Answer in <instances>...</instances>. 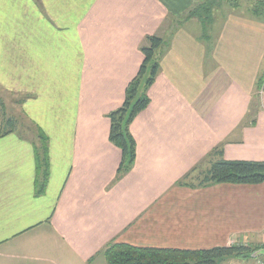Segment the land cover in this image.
<instances>
[{"label": "crops", "instance_id": "0c3cea01", "mask_svg": "<svg viewBox=\"0 0 264 264\" xmlns=\"http://www.w3.org/2000/svg\"><path fill=\"white\" fill-rule=\"evenodd\" d=\"M200 1L0 0V84L27 96L50 157L38 194L39 138L0 137V264H106L114 242L264 246V182L191 186L211 160L264 161V17L165 27ZM155 34L167 43L130 124L134 165L118 178L108 115ZM232 260L217 264L260 262Z\"/></svg>", "mask_w": 264, "mask_h": 264}, {"label": "trees", "instance_id": "16d2710c", "mask_svg": "<svg viewBox=\"0 0 264 264\" xmlns=\"http://www.w3.org/2000/svg\"><path fill=\"white\" fill-rule=\"evenodd\" d=\"M221 5L222 3H217L216 0H202L192 6L185 15L178 19L177 23L181 24L183 21L196 18L206 31L215 19L214 10H219ZM166 43L165 38L156 34L146 37V43L141 48L144 56L143 61L137 74L126 87L124 101L108 115L110 119L109 139L122 152L117 173L118 178L130 171L134 165L136 141L130 132V124L150 104L147 91L159 72L160 57ZM262 89L264 90V73L258 82V92ZM2 125L0 137L14 132L26 137L17 130L18 121L16 118L11 116L3 118ZM34 125L37 130L32 138L40 140L36 157L37 171L42 178L37 193L42 194L46 189L50 173L48 136L37 124ZM214 152L215 155L222 153L219 149H215ZM210 162V167L201 170L197 176V183H191V186L216 183L254 185L264 182V161L221 158ZM196 169L197 167L193 171ZM263 248L264 246L231 244L204 249H182L135 246L126 242H114L105 249L104 255L106 264H217L227 261L229 258H253L252 254ZM260 257L264 258V256Z\"/></svg>", "mask_w": 264, "mask_h": 264}, {"label": "rangeland", "instance_id": "374dc122", "mask_svg": "<svg viewBox=\"0 0 264 264\" xmlns=\"http://www.w3.org/2000/svg\"><path fill=\"white\" fill-rule=\"evenodd\" d=\"M217 3L221 2L222 5L219 10H214V16L227 14L228 12H240V13H247L251 12L250 14H257L259 16L264 17V0H216ZM182 16H180L181 18ZM180 18H170L168 23L165 24V27L169 25L175 24L178 19ZM176 21V22H174ZM174 22V23H173ZM146 43V41H145ZM264 92V91H263ZM258 97L262 98L263 93L257 92ZM27 98L26 95L17 93L14 91L7 90L0 84V129L3 127V118L6 117H14L18 121V128L17 130L28 138H32L35 131L37 130L34 124L28 115L25 113L23 109V102ZM263 241V240H261ZM256 243V242H255ZM253 243V244H255ZM234 261L238 260H245L244 258H234ZM253 259H260L259 264H264V258H253ZM263 262V263H262ZM243 264V263H241Z\"/></svg>", "mask_w": 264, "mask_h": 264}, {"label": "water", "instance_id": "95a60500", "mask_svg": "<svg viewBox=\"0 0 264 264\" xmlns=\"http://www.w3.org/2000/svg\"><path fill=\"white\" fill-rule=\"evenodd\" d=\"M260 256H264V248L263 249H258L252 254L253 258H257V257H260Z\"/></svg>", "mask_w": 264, "mask_h": 264}, {"label": "built area", "instance_id": "2783aa9c", "mask_svg": "<svg viewBox=\"0 0 264 264\" xmlns=\"http://www.w3.org/2000/svg\"><path fill=\"white\" fill-rule=\"evenodd\" d=\"M263 91H264V90L262 89L260 92H262V93H263ZM262 263H263V262H262Z\"/></svg>", "mask_w": 264, "mask_h": 264}]
</instances>
